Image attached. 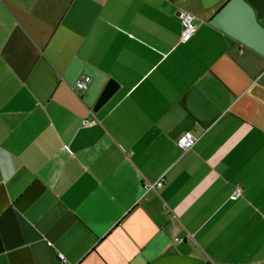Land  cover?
<instances>
[{
  "label": "crops",
  "instance_id": "1",
  "mask_svg": "<svg viewBox=\"0 0 264 264\" xmlns=\"http://www.w3.org/2000/svg\"><path fill=\"white\" fill-rule=\"evenodd\" d=\"M0 264H264V0H0Z\"/></svg>",
  "mask_w": 264,
  "mask_h": 264
},
{
  "label": "built area",
  "instance_id": "2",
  "mask_svg": "<svg viewBox=\"0 0 264 264\" xmlns=\"http://www.w3.org/2000/svg\"><path fill=\"white\" fill-rule=\"evenodd\" d=\"M178 17L181 25L180 32V41H187L199 28L202 22L195 21V16L188 11L179 9ZM91 81V77L87 74L79 75L73 83L74 89L76 92H80L85 90ZM95 122L93 117H84L81 120L82 125H92ZM197 138L191 131H184L180 134L176 139V145L183 151L190 149L196 142ZM162 184L161 180L156 182V185L159 187ZM241 190L240 188H235V190L230 195V199H236L240 196ZM59 258L63 259V255L59 254Z\"/></svg>",
  "mask_w": 264,
  "mask_h": 264
},
{
  "label": "water",
  "instance_id": "3",
  "mask_svg": "<svg viewBox=\"0 0 264 264\" xmlns=\"http://www.w3.org/2000/svg\"><path fill=\"white\" fill-rule=\"evenodd\" d=\"M118 84L113 80L110 79L104 89L102 90L99 98L94 104L93 109L96 110L98 109L107 99L108 97L116 90Z\"/></svg>",
  "mask_w": 264,
  "mask_h": 264
}]
</instances>
